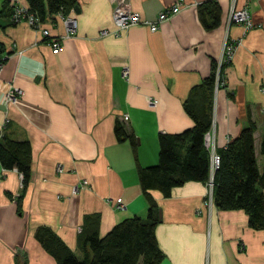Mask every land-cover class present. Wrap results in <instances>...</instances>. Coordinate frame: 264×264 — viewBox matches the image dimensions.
Masks as SVG:
<instances>
[{
  "label": "crops",
  "instance_id": "1",
  "mask_svg": "<svg viewBox=\"0 0 264 264\" xmlns=\"http://www.w3.org/2000/svg\"><path fill=\"white\" fill-rule=\"evenodd\" d=\"M178 1L186 7L157 32L138 25L102 36L116 29L117 2L79 0L80 12L69 13L77 21V33L62 40V50L55 54L41 30L13 22L9 0H0V57L8 55L0 72V136L28 141L33 151L31 176L19 202L21 176L0 162V264H58L36 239L41 227L51 228L83 258L90 251L83 238L87 217L100 216L101 236L126 219H146L149 204L138 164L159 163L161 134L194 126L185 102L211 75L227 39L237 49L225 70L226 84L215 93L212 158L254 123L263 171L264 0L128 3L144 21H155ZM210 1L220 5L221 21L207 30L199 7ZM19 3L29 8L28 0ZM234 5L249 9L252 29L229 26ZM43 27L54 39L66 34L60 15ZM15 89L23 94L11 98ZM118 120L138 138V164L130 143L116 137ZM209 188L188 182L169 198L152 192L163 216L156 228L165 255L161 264H264V230L251 228L243 210L207 205Z\"/></svg>",
  "mask_w": 264,
  "mask_h": 264
},
{
  "label": "trees",
  "instance_id": "2",
  "mask_svg": "<svg viewBox=\"0 0 264 264\" xmlns=\"http://www.w3.org/2000/svg\"><path fill=\"white\" fill-rule=\"evenodd\" d=\"M31 12L44 23L54 22L58 15L67 16L79 7V0H28ZM199 17L207 30L219 26L221 7L215 1L199 7ZM2 57V56H1ZM0 57V58H1ZM232 62L214 63L210 76L195 86L185 109L194 126L178 134L159 136V163L142 167L138 164V138L125 123L117 121L115 134L120 143L129 142L138 167L137 174L149 207L148 217L126 219L105 236L100 234V216L86 219L83 258L73 253L49 227H41L36 239L58 264H161L165 255L159 247L156 228L160 223V205L152 192L169 198L175 188L188 182L209 184L213 172L212 151L206 136L213 127L214 98L225 79V70ZM224 86V85H223ZM256 125L251 123L240 135L217 151L219 166L214 172V202L222 211L243 210L249 216L250 227L264 230V169L260 170L255 148ZM264 154V135L262 140ZM33 151L28 141L0 136V162L6 170L16 169L23 176L19 202L32 172Z\"/></svg>",
  "mask_w": 264,
  "mask_h": 264
},
{
  "label": "built area",
  "instance_id": "3",
  "mask_svg": "<svg viewBox=\"0 0 264 264\" xmlns=\"http://www.w3.org/2000/svg\"><path fill=\"white\" fill-rule=\"evenodd\" d=\"M115 1L117 2V4L114 9L113 19L116 25V29L114 31L105 30L101 33L102 36H107L110 35L111 33L115 35H119L123 30H127L138 25H148L152 32H157L161 28L162 24L170 20L173 16L179 14L186 7L182 1H178L175 4L171 5L170 7L166 8L164 11H162L158 15L155 21H144L139 13H135L131 10L128 0H115ZM9 4L10 7L12 8L13 22L15 23L26 22L35 29L41 30L42 34L46 38L47 44L51 46L55 54H58L62 50V40L70 38L77 33V21L70 15L67 16L60 15L65 24L66 34L57 39L51 38L50 31L43 27L44 22L38 15L31 12L28 7L21 5L19 3V0H9ZM232 24L242 25L247 30L252 29L254 23L249 9L248 8L238 9L236 5H234L231 9L230 17H229V26ZM236 49H237V43L231 42L229 39H227L224 45L223 55L221 60L219 61V64L222 65L224 62H228V63L232 62ZM6 56L8 55H4L3 57L0 58V72L2 70L4 61L7 58ZM125 74H128V70L125 71ZM223 81H225V79ZM225 84L226 82H222L221 86ZM261 91L264 92V84L261 87ZM22 94H23V90L15 89L14 91H12L10 96L11 98H16L21 96ZM157 104L158 102L156 100L154 99L150 100V105L152 107H156ZM127 119L128 117H126V120ZM206 142L209 148L211 149L212 137L210 132L206 136ZM218 166H219V157L217 155H214L212 178H211V182H209L208 184L210 187L209 195L206 198V204L210 206L214 203L213 180H214V172L218 168ZM59 171H63V169L59 168ZM20 176L22 179V188H23V176L21 174ZM87 185H88L87 181L82 182L83 187ZM119 208H123V205H121Z\"/></svg>",
  "mask_w": 264,
  "mask_h": 264
},
{
  "label": "water",
  "instance_id": "4",
  "mask_svg": "<svg viewBox=\"0 0 264 264\" xmlns=\"http://www.w3.org/2000/svg\"><path fill=\"white\" fill-rule=\"evenodd\" d=\"M76 11L79 13V12H80V8L77 7V8H76ZM162 219H163V216H162V211H161V209H160V211H159V221L161 222Z\"/></svg>",
  "mask_w": 264,
  "mask_h": 264
}]
</instances>
